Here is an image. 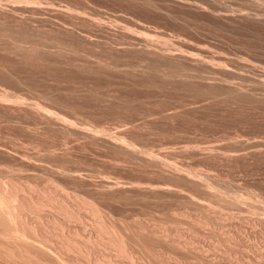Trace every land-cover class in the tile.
I'll return each mask as SVG.
<instances>
[{"label": "rangeland", "instance_id": "rangeland-1", "mask_svg": "<svg viewBox=\"0 0 264 264\" xmlns=\"http://www.w3.org/2000/svg\"><path fill=\"white\" fill-rule=\"evenodd\" d=\"M261 80L264 0H0V97L9 94L0 98V166L16 168L10 175L17 172L15 181L35 184L31 192L47 189L49 195L59 181L73 196L77 204L61 190L57 197L50 194L69 200L85 224L64 216L70 229L62 233L55 222L54 232L53 215L45 213L50 218L42 221L51 229L41 230H53V238L94 234L92 214L78 204L79 194L134 236L136 262H157L169 249L170 242L150 235L153 225L165 223L167 231L179 226L187 236H206L207 261L217 256L214 264H264ZM189 193L206 197L209 205L202 212L206 226L192 232L188 222L201 211L187 204ZM99 245L92 252L102 262L93 264H129L124 257L114 260L113 247Z\"/></svg>", "mask_w": 264, "mask_h": 264}, {"label": "bare ground", "instance_id": "bare-ground-1", "mask_svg": "<svg viewBox=\"0 0 264 264\" xmlns=\"http://www.w3.org/2000/svg\"><path fill=\"white\" fill-rule=\"evenodd\" d=\"M28 6V5H27ZM40 7V6H39ZM9 9V8H8ZM60 9V8H59ZM66 15V14H65ZM101 23V22H100ZM11 25V24H10ZM9 31V30H8ZM44 33V32H43ZM16 35V34H15ZM148 39V38H147ZM149 41V40H148ZM151 41V40H150ZM23 43V42H22ZM20 49V48H19ZM192 54V53H191ZM191 56V55H190ZM220 70V69H219ZM151 75V74H150ZM262 81V80H261ZM263 82H264V80L262 81V84H263ZM261 84V83H260ZM264 85V84H263ZM262 85V86H263ZM1 93V92H0ZM9 93V92H8ZM2 95V94H1ZM0 95V96H1ZM6 95H7V93H6ZM6 95H5V93H4V95L3 96H5L6 97ZM8 96V98H9V94L7 95ZM17 96V95H16ZM5 97H3V98H1L2 100H4V98ZM11 97V96H10ZM13 97V96H12ZM7 98V97H6ZM6 98H5V100H6ZM7 98V99H8ZM16 98V97H15ZM21 98V97H20ZM11 100H12V98H11ZM15 100H17L18 101V98L17 99H15ZM14 101V100H13ZM0 102H1V100H0ZM8 102V101H7ZM32 102V101H31ZM1 103H3V102H1ZM5 103V102H4ZM16 103V102H15ZM7 104V103H6ZM31 104H33V103H31ZM35 104V103H34ZM14 105V104H13ZM35 105H37V104H35ZM34 105V106H35ZM40 104H38V108H41V109H43L44 108V106L43 107H40L39 106ZM42 106V105H41ZM48 107V106H47ZM34 108H37V107H34ZM46 109V108H45ZM40 110V109H39ZM38 110V111H39ZM42 111V110H41ZM44 111H46V110H44ZM48 112V111H47ZM50 112V111H49ZM48 112V114H50V116L52 117V116H54L55 115V117H59L57 114H51V113H49ZM45 113V112H44ZM60 117H61V115H60ZM54 118V117H53ZM58 119H60L61 121H63V123H65L66 125L65 126H69V123H70V120H67V118H64V117H61V118H58ZM56 120H57V118H56ZM60 121V122H61ZM72 123V122H71ZM43 126V125H42ZM76 126V125H75ZM32 128V127H31ZM84 131H86V130H84ZM45 132V131H44ZM98 136V135H97ZM4 139V138H3ZM8 139V138H7ZM13 139V138H12ZM9 140V139H8ZM19 140V139H18ZM111 140V139H110ZM6 141V140H5ZM11 143V142H10ZM120 143V142H119ZM41 147V146H40ZM127 147V146H126ZM14 148V147H13ZM18 148V147H17ZM4 149V148H3ZM30 149V148H29ZM44 149V148H43ZM5 150V149H4ZM9 151V150H8ZM7 151V152H8ZM10 152V151H9ZM142 152V151H141ZM140 152V153H141ZM16 153V152H15ZM29 153V152H28ZM147 153V152H146ZM9 154V153H8ZM11 154H12V152H11ZM50 154V153H49ZM15 155H18V154H15ZM43 155V154H42ZM11 156V155H10ZM36 156H38V155H36ZM14 157V156H13ZM51 157V156H50ZM154 157V156H153ZM32 158V157H31ZM45 158V157H44ZM149 158H151V157H149ZM23 159V158H22ZM50 159V158H49ZM158 159V158H157ZM24 160H27L28 161V159H24ZM32 160V159H31ZM36 161H37V159H36ZM41 161V160H40ZM46 161V160H45ZM53 161V160H52ZM160 161H162V160H160ZM20 162V161H19ZM19 162H17V163H19ZM51 162V161H50ZM166 162V161H165ZM29 163V162H28ZM36 163V162H35ZM159 163H162V162H159ZM67 164V163H66ZM26 165V164H25ZM37 165V164H36ZM8 166H12V165H8L7 164V166L5 165V168L6 167H8ZM52 167V166H51ZM0 168H1V166H0ZM5 168H3V169H5ZM9 168V167H8ZM7 168V169H8ZM57 168H59V167H57ZM12 169V172L13 171H15L16 170V168H15V170L13 169V168H11ZM10 169V170H11ZM45 168L43 167V170H44ZM9 170V169H8ZM10 170L9 171H7L6 169H5V171H3L2 170V168H1V170H0V260H2V262L4 263V261H3V259L5 258L6 260H8L9 261V264H91L92 262V260L94 259V260H97V262L98 263H100V262H102V260L99 262L98 261V258L100 257H96V256H94L95 255V253L94 252H92V250H94L95 248V246L97 247L99 244V246H101L102 244L103 245H107V246H109V247H113L112 249L114 250V252H115V254L113 253V256H114V260L116 261V258L117 257H119V258H125V259H127V261L129 262V264H192L193 262V264H214V259L217 257L216 256V254H219V253H217V250H216V254H215V251L213 252V255L215 254V258L213 259V260H211L210 259V257H209V261H211V262H209V261H207V250H209L208 248H207V246H206V236H203V235H196V234H198L199 232H197V233H195L194 231V233H192L191 235L190 234H188V236H187V234H185V232H184V234L181 232V231H178V230H180V229H182V228H179V226L176 228L177 230H175V231H172L173 229H171V231L174 233V235H173V237H171V239L169 240V238H170V235L168 234L169 232H171V231H169V229H168V231H167V229L166 228H168L166 225V228H165V226H164V224L165 223H162L161 225V227H157L156 225H153V227H156L154 230L152 229L151 231H150V235H152V237H153V235H154V238H152V239H155V237H156V240L158 239L159 241L161 240V242L163 243V241H164V243H165V241L166 242H170L169 243V249L168 248H166L165 247V249L167 250V251H165V253L163 254L162 253V257L160 258V256H161V254H160V252H162L161 251V247L162 246H160V250L158 249V252L156 251V248H155V250L154 251H156V253L157 254H160V256L158 257L159 258V260L157 259V262L155 263V262H153L151 259H153V258H151V259H149L150 261H146V262H140L139 260V262H136V257L137 256H135V253L133 252L134 251V249L132 250V249H130V248H132V247H130V245L132 244V242H131V240L132 241H135L133 238H134V236H133V238L131 237L130 238V234H129V232L127 231V230H124L125 232H128V236H126L125 234H124V232H123V229H121L120 227H118V225L116 224V223H113V220L111 221V220H109L110 219V216H108L109 217V219L108 218H106L105 217V213H104V211H103V213H102V211L100 210V208L98 207L99 205L98 204H96L94 201H92V200H89V198L87 199H80V197L78 198V196H79V194L78 193H76L74 190H72V192L74 191V195L75 194H78L77 195V197H76V199H77V201L78 200H80L79 202H78V204L80 203L81 204V206H84V208L86 207V209H83V207H81L83 210H86V212H87V210H89L90 211V214H92V217H93V223H94V234H92V233H89V231H88V233L86 232V234L85 235H83L84 236V239H83V237H81L82 236V234H81V236H80V233L81 232H79V231H77V230H79V228L77 229V228H75V232H79V236L78 235H71L70 233H69V235H63L64 237L63 238H61V236L60 235H57V236H59L60 237V239H62L61 241H60V245H59V243H58V241L60 240H58L57 241V243H54L55 245H59V248H58V246L57 247H55L54 246V244H52L53 243V241H52V239H55V238H57V236L55 237V238H53V236H51V234H53V233H51L50 234V232H52L53 230H54V232H56V229H54V225H55V222H56V224H58V228L60 227V229H62L61 230V232L62 231H64V227H65V230L69 227H67L66 228V226H64L63 225V221H61V218H64V216L66 217H69L70 218V220H73V222L74 221H79V222H81L82 220H81V215H80V213L78 212V211H76L75 209H77L75 206V209H73V207L71 208V206H73V205H69V200H73L72 198H73V196H69L68 195V192L69 191H64V190H67L66 188H64V186H63V184H62V188H64V189H60V187H61V184H60V182L58 181V183L60 184H57L56 182H55V180H53L52 179V177H51V179L53 180H49V178H48V180L49 181H52V184H57V186H55V185H53V187H57V189H53L52 188V185H51V189H53V190H51V193H52V191H54V193L57 191V190H61L60 192H61V196H62V194H64V192H65V194H67V198L68 197H71V199H69V200H67L68 201V204H66V203H64V202H66V200L63 202V199L61 200V201H58V198H57V200H56V198H53V197H51L50 196V194L49 195H44V192H45V194H46V191H47V189H46V191H42L41 190V194H43V196H41V194L39 193L38 194V192H31L30 191V189L31 188H34L33 186H35V184H30L29 182H27V181H25L26 183H24V180L22 179H20L19 178V176L17 175L16 176V179H17V177L20 179V180H18L17 179V181H19V182H17V181H15L14 179H13V177H15V176H13V175H16L17 174V172H14V174L13 175H10V174H12V172H10ZM21 170V169H20ZM52 170V169H51ZM59 170V169H58ZM63 170V169H62ZM61 170V171H62ZM68 170V169H67ZM22 171V170H21ZM26 171V170H25ZM61 171H60V174H61ZM64 171V170H63ZM6 172H9L8 174H6ZM173 172V171H172ZM16 173V174H15ZM22 173V172H21ZM65 173H67V172H65ZM75 173V172H74ZM74 173H72L73 175H74ZM179 173V172H178ZM184 173V172H183ZM189 173H191V169H190V172ZM188 173V174H189ZM24 174V173H23ZM27 174V173H26ZM35 174V173H34ZM37 174V173H36ZM35 174V175H36ZM78 174H80V173H78ZM180 174V173H179ZM30 175V174H29ZM62 175H63V173H62ZM193 175H196L197 176V174H193ZM201 175V174H200ZM54 176V175H53ZM58 176V175H57ZM65 176H69L68 174L66 175L65 174ZM70 176H72V175H70ZM75 176V175H74ZM189 176V175H188ZM98 177V176H97ZM190 177V176H189ZM200 177H202V176H200ZM71 178H74V177H71ZM206 178V177H205ZM204 178V179H205ZM27 179V178H26ZM30 179V178H29ZM187 179V178H186ZM192 179V178H191ZM199 179H201V178H199ZM199 179H197V185L199 186V183H198V180ZM28 180V179H27ZM41 180H43V179H41ZM194 180H196V179H194ZM20 181H22V182H20ZM38 181V180H37ZM102 181V180H101ZM104 181V180H103ZM108 181H110L109 179H108ZM190 181V180H189ZM200 181V180H199ZM202 181H205V180H203L202 179ZM104 182H106V181H104ZM206 182V181H205ZM205 182H203V184L205 183ZM51 183V182H50ZM62 183V182H61ZM192 183H194L193 181H192ZM40 184V183H39ZM45 184V183H44ZM195 184V183H194ZM193 184V185H194ZM202 184V182L200 183V185ZM202 184V185H203ZM207 184L209 185V183L208 182H206V187H207ZM201 185V186H202ZM32 186V187H31ZM47 186H49V185H47ZM58 186H60V187H58ZM68 186V185H67ZM198 186H196V188L198 187ZM36 187H38L37 185H36ZM205 187V186H204ZM212 187V186H211ZM215 187V186H214ZM41 187H38V189H40ZM115 188V187H114ZM129 188V187H128ZM138 188V187H137ZM151 189H153L152 187H150ZM157 188L160 190V189H163L162 187H158L157 186ZM165 188H167V187H165ZM164 188V189H165ZM169 189H171L170 187H168ZM167 188V189H168ZM200 188V187H199ZM202 188V187H201ZM43 189V188H42ZM45 189H43V190H45ZM113 189V188H112ZM111 189V190H112ZM155 189H156V187H155ZM157 189V190H158ZM164 189H163V191H164ZM168 189V190H169ZM31 190H36L37 191V189L35 188V189H31ZM50 190V189H49ZM48 190V191H49ZM63 190V191H62ZM150 190V189H149ZM154 190V189H153ZM152 190V191H153ZM166 190V189H165ZM202 190H204V189H202ZM40 191V190H39ZM151 191V190H150ZM156 191V190H155ZM170 191H172V189L170 190ZM205 191H206V188H205ZM210 191V190H209ZM58 192V191H57ZM56 192V193H57ZM174 192V191H173ZM201 192V191H200ZM52 194V196H55V197H57V194ZM182 193V192H181ZM188 193V192H187ZM186 193V194H187ZM202 193H204V192H202ZM48 194V193H47ZM173 194V193H172ZM182 194H185V193H182ZM205 194V193H204ZM203 194V195H204ZM210 194V193H209ZM58 195H59V193H58ZM190 195V193L188 194V197L186 198L187 200H186V202H187V204L188 205H191V206H193L192 208L193 209H195V208H197L198 210H199V212L201 213H199L198 215L196 214V216H194V218H192V220H190L189 218L190 217H192L191 215H192V213L190 212V216H188V215H186L187 217V219H189L190 221V224H189V222L186 220V218H185V220L188 222V225H190V227H188V225H187V228L189 229V228H192L193 230L194 229H196L197 230V227L198 228H200V227H205L206 226V218H205V216H203V214H202V212L205 214V212H206V207L207 206H209V205H207V203H206V197H205V199L203 198V199H201V200H198V199H196L197 197H192V195L193 194H191V196H189ZM207 195V194H206ZM212 195V194H211ZM220 195V194H219ZM61 196H59V200L61 199ZM215 196L216 195H214V198H215ZM82 197V196H81ZM85 197V196H84ZM83 197V198H84ZM203 197V196H202ZM233 197V196H232ZM236 197V196H235ZM66 198V199H67ZM154 198H156V197H154ZM241 199V198H240ZM136 200V199H135ZM183 200H185L184 198H183ZM183 200H182V202H183ZM202 200H205V201H202ZM237 200V199H236ZM75 200H73V202H74ZM232 201V200H231ZM238 201V200H237ZM241 201V200H240ZM181 202V201H180ZM70 203H71V201H70ZM74 203H76V201L74 202ZM136 203V202H135ZM179 203V202H178ZM184 203V202H183ZM77 204V203H76ZM185 205H186V203H184ZM183 204V205H184ZM98 205V206H97ZM77 206V205H76ZM79 206V205H78ZM182 206V205H181ZM190 206V207H191ZM221 206V205H220ZM186 208V207H185ZM210 208V207H209ZM182 209V208H181ZM223 209V208H222ZM78 210H80V209H78ZM185 210V209H184ZM172 211V210H171ZM170 211V212H171ZM179 210H177V212H178ZM181 212H184L183 210H180ZM191 211H192V209H191ZM194 211V210H193ZM81 212V211H80ZM85 212V211H84ZM85 212V213H86ZM168 212V211H167ZM187 212V211H186ZM197 212V211H196ZM49 214V215H53V216H51L52 217V219L50 218V216H48V218H50V222L51 223H53L52 225H51V227H53V230L52 231H49V233H48V229H51V227L50 228H46V227H49L50 226V224L49 225H47L46 227H45V225H46V223H45V221H44V223L45 224H43V221H42V218L43 217H46L47 218V216H46V214ZM82 213V212H81ZM139 213V212H138ZM166 213V212H165ZM175 213V212H174ZM61 214H63V215H61ZM89 214V215H90ZM110 214V213H109ZM162 214V213H161ZM177 214V213H176ZM181 214L182 213H180V216H181ZM184 214V213H183ZM185 214H188V213H185ZM194 214V213H193ZM44 215V216H43ZM84 215V214H83ZM171 215H174V214H171ZM171 215L169 216V214H168V218H170L171 217ZM202 215V216H201ZM61 216V217H60ZM63 216V217H62ZM85 216V215H84ZM107 216V215H106ZM129 216V215H128ZM143 216V215H142ZM176 216H178V215H175L174 217H176ZM180 216H178V218H180ZM184 216V215H183ZM183 216H181L182 217V219H184L183 218ZM29 217H31L30 219H28ZM165 217H166V215H165ZM207 217V216H206ZM112 218V217H111ZM139 218V217H138ZM137 218V219H138ZM172 219H173V217H171ZM263 218V217H262ZM60 219V220H59ZM64 219H68V218H64ZM113 219V218H112ZM154 219V218H153ZM177 219V218H176ZM176 219H174V223L175 222H178ZM181 219V220H182ZM56 220H59V221H56ZM119 221H120V218L118 219ZM123 220V219H122ZM157 220H159V218L157 219ZM166 220V219H165ZM176 220V221H175ZM179 220V219H178ZM46 221H47V219H46ZM49 221L47 222V224L49 223ZM135 221V220H134ZM137 221V220H136ZM141 221V220H140ZM143 221V220H142ZM160 221V220H159ZM68 222H69V220H68ZM72 222V221H71ZM91 222V221H90ZM89 222V223H90ZM114 222H117L116 220L114 221ZM121 222V221H120ZM128 222H131L130 220L128 221ZM132 222H133V220H132ZM179 222H181V221H179ZM178 222V223H179ZM187 222H184V223H187ZM64 223H65V221H64ZM76 223L77 222H75L74 224L76 225ZM82 223H84L83 221H82ZM92 223V224H93ZM143 224H145L144 222H142ZM154 223H155V221H154ZM156 223H158V222H156ZM72 224V223H71ZM78 224V223H77ZM85 224V223H84ZM84 224H82V225H84ZM124 224H126V223H124ZM133 224V223H132ZM138 224V226H139V223H137ZM65 225H67V224H65ZM147 225V224H146ZM152 225V224H151ZM174 225H176V224H174ZM57 226V225H56ZM55 226V227H56ZM120 226H123V224H122V222H121V225ZM126 226V225H125ZM131 226V225H130ZM130 226H128L129 227V229L131 230V228H130ZM159 226V225H158ZM171 226V225H170ZM183 226V225H182ZM181 226V227H182ZM45 229H47V230H41V229H43V228ZM71 227V226H70ZM70 227H69V229H70ZM81 227V226H80ZM92 227H93V225H92ZM128 227H126L127 229H128ZM132 227V226H131ZM146 227V226H145ZM144 227V228H145ZM173 227V226H172ZM196 227V228H195ZM74 228L72 229V230H74ZM88 228H89V226H88ZM124 228V227H123ZM136 228V227H135ZM139 228V227H138ZM141 228V227H140ZM142 228H143V226H142ZM149 228V227H148ZM150 228H152V226L150 227ZM149 228V229H150ZM184 228H186V227H184ZM182 229V230H185V229ZM206 229V228H205ZM84 230V229H83ZM89 230V229H88ZM91 230V229H90ZM134 230V229H133ZM142 230V229H141ZM140 229H139V231H141ZM144 230H148V229H144ZM191 229H189V231H190ZM195 230V231H196ZM40 231H42V233L40 232ZM49 234H47L46 232ZM68 231H70V230H68ZM143 231V230H142ZM59 232H60V230H58V234H59ZM73 232V231H72ZM90 232H93V231H90ZM149 232V231H148ZM190 232H192V231H190ZM189 232V233H190ZM202 232V231H201ZM63 233V232H62ZM64 233H65V231H64ZM133 233V232H132ZM137 233H139L140 234V232H137ZM136 233V234H137ZM144 233H145V231H144ZM46 234L48 235V236H51L52 238H50V237H46ZM61 234V233H60ZM88 234V235H87ZM149 234V233H148ZM145 235H147V234H145ZM226 235V234H225ZM230 235H232V234H230ZM75 236V237H74ZM141 236V235H140ZM198 236H199V238L200 239H198ZM203 236V237H202ZM229 236V235H228ZM76 237H80V239H82V241H80L78 238H76ZM142 237H143V234H142ZM151 237V236H150ZM144 238V237H143ZM147 238V237H146ZM80 241H78V240ZM135 239H136V237H135ZM139 239V238H138ZM138 239H136V241L138 240ZM142 239V238H141ZM140 239V240H141ZM145 239V238H144ZM143 239V240H144ZM232 239H233V237H231V236H229V237H226V239H225V241L227 242V244L229 245V243H230V245L229 246H231L232 245ZM142 240V241H143ZM56 241V240H55ZM54 241V242H55ZM221 241V240H220ZM129 242H131V243H129ZM149 242V241H148ZM157 242V241H156ZM232 242V243H231ZM128 243H129V245H128ZM135 243V242H134ZM137 243H138V241H137ZM143 243V242H142ZM154 243V242H153ZM158 243H160V242H158ZM136 244V243H135ZM139 244V243H138ZM147 244V243H146ZM145 244V245H146ZM166 244V243H165ZM236 244V243H235ZM144 245V244H143ZM148 245V244H147ZM146 245V246H147ZM152 245H156V244H152ZM219 245V244H218ZM217 245V246H218ZM106 246V247H107ZM136 246V245H135ZM146 246L145 247H143V248H146ZM221 246V245H220ZM102 247V246H101ZM105 247V246H104ZM105 247V248H106ZM140 247V246H139ZM139 247H136V249L138 250L139 249ZM222 247V246H221ZM232 247V246H231ZM148 248V247H147ZM151 248H152V246H151ZM233 248H234V246H233ZM233 248H232V250H233ZM107 249H109V248H107ZM141 249V248H140ZM153 249H154V247H153ZM152 249V250H153ZM225 249V248H224ZM231 249V248H230ZM60 250H62L63 251V254H62V251H60ZM142 250V249H141ZM140 250V251H141ZM150 249H148L147 250V252L149 251ZM163 250V249H162ZM229 250V249H228ZM241 250V249H240ZM68 252L67 254V256H65L66 255V253L65 252ZM96 251V250H95ZM104 251V250H103ZM108 251V250H107ZM106 251V252H107ZM111 251V250H110ZM142 251H144V249L142 250ZM151 251V250H150ZM164 251V250H163ZM211 251H213V250H211ZM145 252H146V249H145ZM144 252V253H145ZM219 252V251H218ZM226 253H227V249H226V251H225ZM229 252H232V251H229ZM228 252V254H230ZM234 252H235V250H234ZM65 253V254H64ZM71 253V256L69 255ZM136 253H138V252H136ZM148 253H150V252H148ZM151 253H153L152 251H151ZM156 253H155V255H156ZM221 253V252H220ZM236 253V252H235ZM235 253H233V254H235ZM111 254H112V252H111ZM145 254H147V253H145ZM222 254V253H221ZM220 254V255H221ZM227 254V255H228ZM81 255V256H80ZM98 255V254H97ZM102 255V254H101ZM153 255V254H152ZM226 255V254H225ZM80 256V257H79ZM104 256H105V254H104ZM111 256V255H110ZM146 256V255H145ZM231 256V255H230ZM234 256V255H233ZM2 257H3V259H2ZM78 257L79 258H83L85 261H84V263H83V260L81 259V261L80 260H78ZM93 257V258H92ZM108 257H109V255H108ZM135 257V258H134ZM143 257V256H142ZM149 257V256H148ZM212 257V256H211ZM214 257V256H213ZM234 257H236V256H234ZM107 258V257H106ZM112 258V257H111ZM150 258V257H149ZM155 258V257H154ZM230 258V260H231V258L232 257H229ZM102 259H103V257H102ZM108 259V258H107ZM137 259H139L138 257H137ZM143 259V258H142ZM148 259V258H147ZM234 259V258H233ZM232 259V260H233ZM236 259V258H235ZM239 259V258H238ZM249 259V258H248ZM247 259V260H248ZM5 260V261H6ZM123 260V259H122ZM217 260H218V258H217ZM82 262V263H80V262ZM108 261H111V260H109L108 259ZM249 261V260H248ZM247 261V262H248ZM11 262V263H10ZM94 262V264H98V263H95L96 261H93ZM103 262H106V261H104L103 260ZM218 262V261H217ZM216 262V263H217ZM239 262V261H238ZM109 264H111V263H113V262H108ZM249 263H250V261H249ZM1 264V263H0ZM4 264H7V263H4ZM93 264V263H92ZM102 264V263H101ZM115 264H117V263H115ZM128 264V263H127ZM221 264V263H220ZM251 264V263H250Z\"/></svg>", "mask_w": 264, "mask_h": 264}]
</instances>
